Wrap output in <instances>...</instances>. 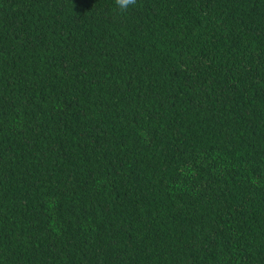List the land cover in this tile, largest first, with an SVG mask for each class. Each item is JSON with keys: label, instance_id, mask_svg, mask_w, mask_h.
Wrapping results in <instances>:
<instances>
[{"label": "trees", "instance_id": "obj_1", "mask_svg": "<svg viewBox=\"0 0 264 264\" xmlns=\"http://www.w3.org/2000/svg\"><path fill=\"white\" fill-rule=\"evenodd\" d=\"M0 264H264V0H0Z\"/></svg>", "mask_w": 264, "mask_h": 264}, {"label": "clouds", "instance_id": "obj_2", "mask_svg": "<svg viewBox=\"0 0 264 264\" xmlns=\"http://www.w3.org/2000/svg\"><path fill=\"white\" fill-rule=\"evenodd\" d=\"M137 0H115V5L117 6L120 13L126 12L130 6H135Z\"/></svg>", "mask_w": 264, "mask_h": 264}]
</instances>
